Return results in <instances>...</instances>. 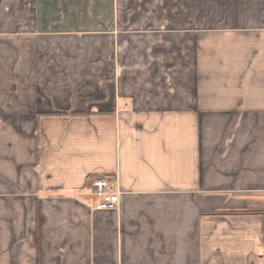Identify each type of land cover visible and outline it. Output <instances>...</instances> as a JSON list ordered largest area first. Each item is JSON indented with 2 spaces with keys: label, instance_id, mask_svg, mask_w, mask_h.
Wrapping results in <instances>:
<instances>
[{
  "label": "crops",
  "instance_id": "0c3cea01",
  "mask_svg": "<svg viewBox=\"0 0 264 264\" xmlns=\"http://www.w3.org/2000/svg\"><path fill=\"white\" fill-rule=\"evenodd\" d=\"M0 264H264V0H0Z\"/></svg>",
  "mask_w": 264,
  "mask_h": 264
},
{
  "label": "built area",
  "instance_id": "2783aa9c",
  "mask_svg": "<svg viewBox=\"0 0 264 264\" xmlns=\"http://www.w3.org/2000/svg\"><path fill=\"white\" fill-rule=\"evenodd\" d=\"M94 194L99 195L96 205L98 210L116 208L120 201V191L116 190L109 179L103 178L96 180L91 187Z\"/></svg>",
  "mask_w": 264,
  "mask_h": 264
},
{
  "label": "trees",
  "instance_id": "16d2710c",
  "mask_svg": "<svg viewBox=\"0 0 264 264\" xmlns=\"http://www.w3.org/2000/svg\"><path fill=\"white\" fill-rule=\"evenodd\" d=\"M66 114V113H65ZM67 114H72V113H67ZM39 128V127H38ZM103 178H106V179H111V176L109 175H105V174H99V175H91L89 177V185H92L96 180L98 179H103Z\"/></svg>",
  "mask_w": 264,
  "mask_h": 264
}]
</instances>
